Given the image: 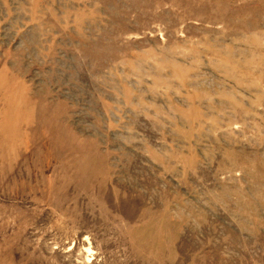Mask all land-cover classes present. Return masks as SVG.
<instances>
[{"label":"rangeland","instance_id":"obj_1","mask_svg":"<svg viewBox=\"0 0 264 264\" xmlns=\"http://www.w3.org/2000/svg\"><path fill=\"white\" fill-rule=\"evenodd\" d=\"M0 264H264V0H0Z\"/></svg>","mask_w":264,"mask_h":264}]
</instances>
